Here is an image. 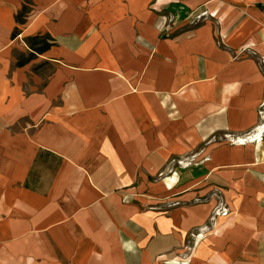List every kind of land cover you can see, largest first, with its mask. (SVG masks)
Masks as SVG:
<instances>
[{
	"label": "crops",
	"instance_id": "0c3cea01",
	"mask_svg": "<svg viewBox=\"0 0 264 264\" xmlns=\"http://www.w3.org/2000/svg\"><path fill=\"white\" fill-rule=\"evenodd\" d=\"M199 1L0 0L5 264H72L88 247L92 263L103 247L113 248L112 263L134 251L137 264H264V50L262 71L252 58L230 60L206 31L191 35L187 10ZM231 1L246 11L264 6ZM40 34L54 45L17 67L29 50L15 42ZM192 153L197 177L184 171L183 187L198 181L230 213L180 261L183 236L207 226L217 200L193 204L189 192L167 198L180 207L144 217L145 200L121 191L137 171Z\"/></svg>",
	"mask_w": 264,
	"mask_h": 264
},
{
	"label": "rangeland",
	"instance_id": "374dc122",
	"mask_svg": "<svg viewBox=\"0 0 264 264\" xmlns=\"http://www.w3.org/2000/svg\"><path fill=\"white\" fill-rule=\"evenodd\" d=\"M203 1L200 0L190 10H187L186 17L188 18V23L185 26H187V30L191 31V35L194 32L204 30L207 32L208 42L214 48L223 51L230 60L238 61L252 58L258 68L263 71V56L260 50H264V6L259 10L246 11L242 10L239 6L237 7L236 4H231V0H222L223 4H220L222 6L214 9L211 7L207 8L205 5L207 2ZM205 26L206 28H203ZM15 43L18 44L19 51H26L24 48L26 46L21 39H18ZM47 69H52V66L48 65ZM174 102L175 104H179L183 102V99L180 96L179 98H175ZM224 137H226L224 140L238 142L236 138L232 140L228 138L229 136ZM218 141H221V137L218 138ZM206 160L210 162L209 157ZM158 162H161V156H159ZM198 164V154L196 153H192L186 157L184 155H174L166 165L160 166V169L155 172L147 174L144 171H137L136 180L133 184L121 191L127 194L126 198H143L145 200L141 204L140 209H138L143 216L150 211L165 213L169 209L180 207L183 203L177 201L167 203V198H179L189 192L193 194L190 197L194 198L193 204H205L207 199L209 201L217 200L216 204L213 203L206 221L207 226L192 227L183 236L180 246L175 250L176 256L180 261L182 258H185L182 254L183 251H185L186 255L194 254L197 247L196 240L201 238L199 236H205L207 232L214 228L219 218L223 217L217 213L223 207L222 200L215 196L214 192L206 191V193H203L202 191L205 188L200 186L198 181L194 182L189 188L183 187V172L192 170V174H195L192 177H197ZM171 176L175 178L174 180L180 179L172 185L171 180L173 179L170 178ZM153 201L158 202L157 206L151 204ZM99 248H95L94 250L96 262L92 263L93 259L89 255L92 254V248L88 247L86 253L83 252V254L78 255L79 262L72 264H137V261L140 259V254L133 251L127 254L125 260L119 263H112L113 257L109 252L113 248H111V251L109 249L105 251L103 247ZM141 249L146 251L148 247H142ZM4 260L5 255L0 257V264H5Z\"/></svg>",
	"mask_w": 264,
	"mask_h": 264
},
{
	"label": "trees",
	"instance_id": "16d2710c",
	"mask_svg": "<svg viewBox=\"0 0 264 264\" xmlns=\"http://www.w3.org/2000/svg\"><path fill=\"white\" fill-rule=\"evenodd\" d=\"M27 12V8L22 7L21 11L16 14V22L22 23L23 18ZM17 29L13 31L12 38H15L18 34ZM24 43L29 50V53L24 56L20 55L17 57L16 66L21 67L32 60L36 55L42 54L54 45L53 39L48 34H40L35 36L26 37Z\"/></svg>",
	"mask_w": 264,
	"mask_h": 264
},
{
	"label": "built area",
	"instance_id": "2783aa9c",
	"mask_svg": "<svg viewBox=\"0 0 264 264\" xmlns=\"http://www.w3.org/2000/svg\"><path fill=\"white\" fill-rule=\"evenodd\" d=\"M261 127V126H260ZM259 129V127H256V130H258ZM263 130H264V128L259 132V134L258 133H256V134H258L259 135V138L262 136V134H263ZM238 142H239V139H236ZM228 209V208H227ZM229 210V209H228ZM217 213H218V215L220 214L221 216H226L227 215V213H228V211L226 210V209H221V210H218L217 211Z\"/></svg>",
	"mask_w": 264,
	"mask_h": 264
},
{
	"label": "bare ground",
	"instance_id": "6f19581e",
	"mask_svg": "<svg viewBox=\"0 0 264 264\" xmlns=\"http://www.w3.org/2000/svg\"><path fill=\"white\" fill-rule=\"evenodd\" d=\"M178 199H171L168 201V203H171V202H174V201H177ZM179 201V200H178Z\"/></svg>",
	"mask_w": 264,
	"mask_h": 264
}]
</instances>
